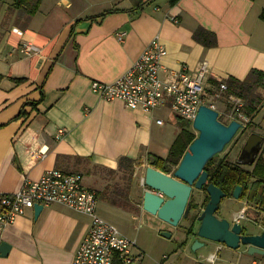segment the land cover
<instances>
[{
  "label": "crops",
  "instance_id": "1",
  "mask_svg": "<svg viewBox=\"0 0 264 264\" xmlns=\"http://www.w3.org/2000/svg\"><path fill=\"white\" fill-rule=\"evenodd\" d=\"M156 35L166 48L162 78L183 67L193 76L203 60L204 83L213 86L228 78L242 81L251 70L264 73V0H0V193L59 168L82 174L99 193L98 202L121 209L101 194L103 181L120 171V157L137 159L136 170L144 169L149 158L166 157L180 129L171 127L169 103L150 111L128 108L119 99L101 98L90 81L120 75ZM25 41L38 52H21ZM227 94L216 100L217 110L219 101L229 105ZM254 105L244 115L264 133V101ZM59 128L64 134L57 138ZM90 222L61 203L42 204L37 216L28 207L0 231V242L10 245L0 264H71ZM194 238L159 259L135 239L132 264H148L146 256L155 264H264V253L250 254L246 246L207 241L189 249ZM211 254L213 263L207 261Z\"/></svg>",
  "mask_w": 264,
  "mask_h": 264
},
{
  "label": "built area",
  "instance_id": "2",
  "mask_svg": "<svg viewBox=\"0 0 264 264\" xmlns=\"http://www.w3.org/2000/svg\"><path fill=\"white\" fill-rule=\"evenodd\" d=\"M13 31L22 35V31L17 28H13ZM123 34L120 33L119 38H122ZM20 51L31 55L38 52V46L25 41L21 44ZM165 54L166 48L156 35L127 70L110 81L91 80L90 88L101 98L119 99L126 107L132 109L140 107L150 111L169 103L174 115L185 119L193 120L200 104L216 109V100L223 96L227 85L223 81H219L215 86L204 83L208 72L207 61L200 63L193 76L183 67L177 72L170 71L168 77L162 78L161 59ZM225 99L233 114L231 119H237L241 123L247 122L248 119L242 111V97L229 93ZM156 122L162 123V119H157ZM63 134L64 129L59 128L56 137L59 138ZM44 153L45 150L38 152L41 156ZM53 202L67 205L91 218L88 231L75 251L71 264L133 263L134 255L131 249L136 244L135 239L120 231L97 212L96 191L87 187L82 174L77 172L50 168L39 179L26 180L18 191L0 193V231L4 225L14 221L35 203ZM235 220L239 221L238 216ZM215 257V254H211L207 261L213 263ZM251 264L259 262L254 259Z\"/></svg>",
  "mask_w": 264,
  "mask_h": 264
},
{
  "label": "water",
  "instance_id": "3",
  "mask_svg": "<svg viewBox=\"0 0 264 264\" xmlns=\"http://www.w3.org/2000/svg\"><path fill=\"white\" fill-rule=\"evenodd\" d=\"M218 116V110L205 104L199 105L193 118V127L198 134L189 144L172 173L156 168L152 165L153 158L150 159V163L144 168L141 180V183L147 186L142 195V209L175 226L182 217L187 216L190 210L189 197L192 190L205 186L209 198L200 214L197 215L199 224L191 249L196 250L207 241H212L223 243L232 249L246 246L250 254H263L264 226L259 232H251L239 221H231L216 215L225 192L214 183H208V173L204 167L215 154L223 150L243 125L237 119L224 123ZM263 141L262 134L251 131L238 154L237 162L252 164ZM241 189L240 185H236L232 191V197L238 199ZM33 208L37 216L42 209V204L35 203ZM162 235L169 237L170 233L163 231ZM9 246L8 243L1 241L0 255H6Z\"/></svg>",
  "mask_w": 264,
  "mask_h": 264
},
{
  "label": "rangeland",
  "instance_id": "4",
  "mask_svg": "<svg viewBox=\"0 0 264 264\" xmlns=\"http://www.w3.org/2000/svg\"><path fill=\"white\" fill-rule=\"evenodd\" d=\"M256 92L259 97V101H264V90L258 89ZM217 107L219 109L218 117H220L223 122H229L232 118L231 116L233 115L230 112L229 105L226 104L225 101H219ZM174 116L175 115L171 116L173 118L170 122L172 125L171 127H176L178 129L185 127L188 130L194 132L197 136L198 131L193 127V120ZM247 119V122H242L243 125L237 130L234 137L228 142V145H225L226 147L223 148L221 152H219L218 158L227 156L229 160L237 162L238 154L247 135L251 131L257 130L254 120H252L251 117H248ZM248 122L250 125H247ZM257 132L264 135V133L260 132V130ZM263 143L264 141L261 144V148ZM150 159L151 158H149V160L147 159L149 161L148 164L150 163ZM140 164L141 163L139 160L134 159L130 169L120 170L119 172L108 176L109 181H103L104 185L102 186V188L104 187L107 189L109 194H112V192L116 189H128L132 201L137 205V209H131L130 211L123 209V211L121 210L122 208H115L100 199L98 202V213L104 219L130 236L132 239H136V241L141 246H143L147 252V255L149 253L151 256H156L158 259L163 255H165V257L171 255L174 256L175 251L181 248V242L183 239L186 240L189 237H196L195 232L199 224L197 215H199L203 209L207 195L202 188H194L190 194L189 202L191 204L196 203L198 206L194 208L190 207L186 217H182L177 225H171L142 209V195L144 189L147 188V186L141 183L140 178L141 171L143 173L144 169L141 167L139 171L136 170V166ZM242 165L249 166L248 164ZM238 199L240 201L226 196L223 197L219 203V208L216 211V215H223L231 221L235 220L233 219L234 216H238L239 222H241L242 225H245L249 231H261V227L263 225L258 222V218L263 216V214L260 212L257 205H255L253 202H248L246 199ZM244 204H247L246 208ZM190 227L192 233L188 234L187 231L190 230ZM163 231L169 232L170 236H163ZM189 249H191V245ZM146 261H148V264H155L148 259V256H146L144 262Z\"/></svg>",
  "mask_w": 264,
  "mask_h": 264
},
{
  "label": "trees",
  "instance_id": "5",
  "mask_svg": "<svg viewBox=\"0 0 264 264\" xmlns=\"http://www.w3.org/2000/svg\"><path fill=\"white\" fill-rule=\"evenodd\" d=\"M177 1L178 0H168L171 5L175 4ZM113 10L115 9L107 10L100 14L112 12ZM0 78H2L1 75ZM18 80L21 81V79ZM225 81L227 84L226 93H235L242 96L245 100L244 113L250 115L255 109L254 104L259 102V97L256 92L257 89L264 88V73L258 70H251L248 76L242 81L234 78H228ZM213 82L216 83V81ZM219 119L221 120L220 117ZM247 125H250V123L248 122ZM195 137L196 135L194 132L182 127L171 143L166 157L153 156L152 164L166 173H172ZM227 145L228 143L226 146ZM262 153H264V143L260 154L249 166L231 161L227 156L218 158L219 153L215 154L204 167L208 173V183L212 182L220 187L225 192L226 197L232 196L234 187L240 185L242 189L239 198L246 199L248 202H253L257 205L260 212L264 213V157ZM133 162L134 160L132 158L122 156L119 159L118 168L119 170L130 169ZM202 188L206 193L205 186ZM96 194L99 199V193L96 192ZM101 194L102 197L112 205L127 211L137 209V205L132 201L128 189H116L112 194H109L107 189H104ZM208 198L207 195L205 204ZM197 206L196 203L191 204L192 208ZM258 220H260V223L264 226V215L258 218ZM187 233H192L191 227Z\"/></svg>",
  "mask_w": 264,
  "mask_h": 264
},
{
  "label": "flooded vegetation",
  "instance_id": "6",
  "mask_svg": "<svg viewBox=\"0 0 264 264\" xmlns=\"http://www.w3.org/2000/svg\"><path fill=\"white\" fill-rule=\"evenodd\" d=\"M221 121H222V120H221ZM222 122H223V121H222ZM224 123H226V122H224ZM227 123H228V122H227ZM260 152H261V150H259L258 154H260ZM258 154H257V155H258ZM257 155H256V156H257ZM263 155H264V153H262V156H263ZM263 157H264V156H263ZM207 181H208V180H207ZM202 189H203V188H202Z\"/></svg>",
  "mask_w": 264,
  "mask_h": 264
}]
</instances>
